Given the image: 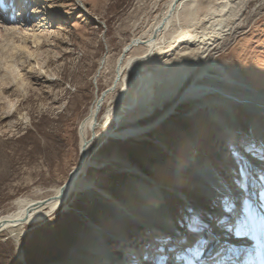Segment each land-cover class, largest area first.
Wrapping results in <instances>:
<instances>
[{"label":"rangeland","instance_id":"1","mask_svg":"<svg viewBox=\"0 0 264 264\" xmlns=\"http://www.w3.org/2000/svg\"><path fill=\"white\" fill-rule=\"evenodd\" d=\"M38 1L39 20L31 22L39 21L37 29L46 25L51 30V34L39 39L41 43L35 48L29 44L28 50L16 57L12 48L18 39L0 34V216L13 211L19 198L45 197L63 184L78 164L79 124L96 95L110 85L118 54L136 33L135 26L145 20L153 0H80L83 9L76 0ZM27 5L23 14L26 16L35 4L29 1ZM102 57H106L105 64L98 74ZM215 58L233 75L264 91V10L251 18L243 32L227 41ZM8 66L15 81L3 76ZM212 82L216 83L208 77L200 81ZM164 90L158 100L169 92L168 88ZM214 96L179 102L165 119L141 134L94 139L86 156L89 165L83 173V179L90 184L72 191L63 206L47 217L26 224L17 240L6 232L0 233V264H74L72 248L80 246L94 227H104L109 235L137 238L140 227L121 209L134 183L154 180L187 195L186 199L196 206L193 212L188 202L178 201L173 191L164 189L174 219L182 227L193 224V217L209 219L214 215L210 209L218 208L219 216L225 214L221 201L201 190L202 173L229 186L236 181L241 189L246 188V193L236 200L239 207L245 205V212L255 211L254 202L264 205V175L258 170L250 171L241 162L237 149L256 153L259 142L251 140L249 126L256 125L254 120L260 118V113L233 104L242 129L237 145L220 122L226 121L225 108L202 105ZM106 107L104 104L99 118ZM162 111L137 123L127 114L120 123L112 121L103 128L120 131L142 126ZM258 124L254 135L264 137V120ZM244 167L247 174L241 171ZM248 178H252V184H248ZM251 189L254 193L249 194ZM205 226L200 225L201 230L193 235L197 236L193 244L199 251L206 241L201 234ZM242 236L248 237L247 233ZM121 246L116 240L109 246L110 251L121 255L116 264H134L122 258L125 251ZM142 246L139 253L146 256ZM155 260L152 256L151 264H156Z\"/></svg>","mask_w":264,"mask_h":264},{"label":"bare ground","instance_id":"2","mask_svg":"<svg viewBox=\"0 0 264 264\" xmlns=\"http://www.w3.org/2000/svg\"><path fill=\"white\" fill-rule=\"evenodd\" d=\"M29 1L35 6L26 16L23 14L27 11ZM76 1L80 7L83 6L80 0ZM9 2L11 6H8ZM38 2L0 0V34L18 39L19 43L12 48V55L16 57L21 52L25 53L29 44L35 48L40 38L51 32L46 25L37 29L39 21L31 22L38 18ZM2 9H5L3 13ZM263 10L264 0H153L146 9L145 20L135 26L136 33L130 36L118 54L110 85L96 95L79 124L78 164L70 171L65 182L45 197L17 199L16 208L0 216V233L6 232L17 240L26 224L47 217L63 206L72 191L89 185L83 179V173L89 165L86 156L94 139L128 137L146 132L173 112L179 102L207 98L214 94L212 100H206L202 105H214L212 109L220 105L225 108L226 121L220 122L228 136L238 145L242 129L233 104L249 112L260 113V118L257 116L254 120L257 125L259 120H264V91L256 90L244 78L233 75L216 60L215 54L227 41L243 32L251 18ZM84 11L87 12L86 9ZM105 58L100 59L98 74L105 64ZM10 69L6 67L3 76L15 81ZM94 77L96 80V75ZM205 77L225 86L213 82L200 83ZM167 88L169 92L158 100L157 96ZM174 98L176 100L171 103ZM104 104L107 107L99 118ZM159 109L163 111L145 125H133L120 131L103 128L112 121L120 123L127 114L134 122H141ZM256 125L249 126L251 140L257 139L259 142L254 150L256 153L247 154L243 148L237 149L241 162L250 171L258 170L264 175V137L254 135ZM100 127L103 129L98 132ZM257 155L261 157H255ZM202 179L204 183L201 190L211 198H218L226 211L224 216H219L221 213L217 211L218 208L210 209L214 215L209 219L199 217V224L207 226L202 229L201 234L206 241L200 240L204 249L198 250V257L188 250L195 249L193 242L197 237L193 238L196 234L191 231L192 224L183 227L177 224L166 202L164 189L173 191L178 201L188 202L189 211L193 212L196 206L186 199L187 195L182 191L150 180V183H134L127 204L121 208L128 219L140 227L137 238L128 239L117 233L109 235L104 227H94L80 246L72 248L74 264H116L121 255L109 250L110 243L115 240L122 244L125 251L122 258L134 264H139L141 260L140 264H151L152 256L156 258V264H264V205L260 206L259 201L254 202L255 211L250 209L245 212V205L239 207L236 200L243 192L246 193V188L241 189L236 181L229 186L206 173H202ZM250 179L247 180L248 184H252ZM248 193L252 194L254 190ZM197 213L200 215L198 209ZM249 216L262 223L258 225L254 220L250 221ZM245 233L248 237L242 236ZM141 245L145 247L142 250L146 251V256L139 253Z\"/></svg>","mask_w":264,"mask_h":264},{"label":"snow or ice","instance_id":"3","mask_svg":"<svg viewBox=\"0 0 264 264\" xmlns=\"http://www.w3.org/2000/svg\"><path fill=\"white\" fill-rule=\"evenodd\" d=\"M241 171L244 172L245 174H247L246 167L242 168ZM192 219H193L194 223L191 226V231L193 232V234H196L201 230L200 225L198 222H196L198 220V218L193 217ZM188 250L192 251L194 253V255H196L197 257L199 256L198 249L189 248ZM179 259H184V257H179ZM189 264H192V262H189Z\"/></svg>","mask_w":264,"mask_h":264}]
</instances>
